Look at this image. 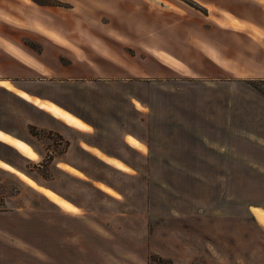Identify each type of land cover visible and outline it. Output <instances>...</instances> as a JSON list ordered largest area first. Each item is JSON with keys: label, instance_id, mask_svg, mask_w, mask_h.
<instances>
[{"label": "rangeland", "instance_id": "1", "mask_svg": "<svg viewBox=\"0 0 264 264\" xmlns=\"http://www.w3.org/2000/svg\"><path fill=\"white\" fill-rule=\"evenodd\" d=\"M0 3L15 11L20 1ZM27 4L37 26L51 21L72 46L33 27L0 25L1 38L38 61L40 70L20 85L42 96L27 94L33 103L16 97L13 133L32 150L0 152L13 165L0 163V238L19 239L26 264H264V79L200 76L213 71L177 34L185 16L199 20L200 3ZM147 48L185 51L192 66L160 71ZM71 58L77 67L69 66ZM56 100L95 132L63 135ZM125 134L130 143L132 135L147 143L143 155L124 143ZM78 136L128 162L108 163L77 149L73 156L90 177L70 173L63 153ZM56 190L84 210L61 212ZM4 245L1 264H7Z\"/></svg>", "mask_w": 264, "mask_h": 264}, {"label": "crops", "instance_id": "2", "mask_svg": "<svg viewBox=\"0 0 264 264\" xmlns=\"http://www.w3.org/2000/svg\"><path fill=\"white\" fill-rule=\"evenodd\" d=\"M17 1H20V4L17 9L15 7V11H11L0 3V25L7 24L20 29L33 27V29L64 47L72 46L69 44L66 35L56 29V27L52 28L50 26L51 21L44 18L45 23L49 22L50 24L48 26H37L39 19L28 14V12H32L33 8L31 7V9L27 10L29 5L27 2L30 3L31 0ZM195 1L199 2L202 8V10L197 11L199 20L196 21L194 16H185L183 29L179 30L177 34L183 35L185 50H188L190 54H197L202 61V67L206 66L213 71L211 78H208L207 74L205 75L203 69L200 71V76H207L206 79L211 80H219L221 78L227 80L264 79V0ZM169 9L171 10V8ZM229 16L233 18L230 20ZM233 21L241 22V27L234 26L232 24ZM147 51L161 62V64H158L160 65V71L164 70L165 67L181 70V68L190 69L192 66L191 60L186 56L185 51L184 54H181L179 50V52L176 51V49L166 52L157 48H147ZM38 64L37 60L21 50L11 39L0 37V152L11 149L12 152L18 151L23 155H31L27 152V148L30 149L29 151L32 149L27 144L16 139L13 131L15 130L16 119V97L18 96L30 103L33 102L27 98V94L34 98L42 97L35 96L27 91V87L20 85L27 83V73L40 70ZM77 65H79L78 60L71 58L69 66L77 67ZM82 65L84 66L85 63ZM86 66L89 67L91 65L86 64ZM243 69L250 72L247 74L248 76H245L247 78L235 75L236 72ZM168 70L170 71L169 68ZM250 74L252 75L249 76ZM167 76H172V71L167 72ZM44 98L41 99L44 100ZM55 104L58 108L55 111L56 116H54L57 120L56 127L63 135L74 136L76 133L95 132L94 124L90 123L85 117L65 107L58 100H56ZM35 105L45 111V113L48 112L46 108ZM87 128L92 130H85ZM127 137L128 134L123 136L124 143L143 155L147 143L133 135L131 137L134 138L135 142L130 143ZM77 149L82 153H87L108 163L122 164L128 162V160L117 155L109 148L107 149L78 136L75 140L69 139L67 149L63 153V164L67 167V171L72 174L75 173L77 176L79 175L77 172H81L85 175L84 177H90L79 167V160L73 156ZM0 163L8 168L13 166L8 159L1 157V155ZM106 194L108 196L112 195L108 192ZM55 195L57 198L55 200L56 206L61 212L77 215L84 210L81 203L65 196L58 190L55 191ZM24 221L27 220L25 219ZM14 241L15 244L13 243ZM20 242L19 239L8 238L3 241L0 238V250L1 246L4 245L1 243H5L4 248L7 249L5 254L7 264H26L22 259L27 258V250L19 248L21 247L19 246ZM22 242L27 243L24 240Z\"/></svg>", "mask_w": 264, "mask_h": 264}, {"label": "bare ground", "instance_id": "3", "mask_svg": "<svg viewBox=\"0 0 264 264\" xmlns=\"http://www.w3.org/2000/svg\"><path fill=\"white\" fill-rule=\"evenodd\" d=\"M232 24H233L234 26L241 27V26H240V23H238L237 21H233Z\"/></svg>", "mask_w": 264, "mask_h": 264}]
</instances>
